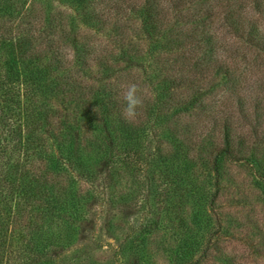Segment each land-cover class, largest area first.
<instances>
[{
	"label": "trees",
	"instance_id": "trees-1",
	"mask_svg": "<svg viewBox=\"0 0 264 264\" xmlns=\"http://www.w3.org/2000/svg\"><path fill=\"white\" fill-rule=\"evenodd\" d=\"M61 1L80 24L0 0V264H148L168 220L171 264H235L216 248L232 222L264 256L259 224L223 223L204 189L246 161L264 195V0ZM130 82L134 123L113 99Z\"/></svg>",
	"mask_w": 264,
	"mask_h": 264
},
{
	"label": "rangeland",
	"instance_id": "rangeland-1",
	"mask_svg": "<svg viewBox=\"0 0 264 264\" xmlns=\"http://www.w3.org/2000/svg\"><path fill=\"white\" fill-rule=\"evenodd\" d=\"M36 1V0H35ZM40 1V0H38ZM53 6H59L61 9H67L68 13L72 15L75 22L80 24L77 10L68 8L61 0H51ZM92 30L83 31V33L90 38L92 37ZM98 43L102 40L97 36L92 37ZM218 95H223L224 90L218 91ZM264 106V102L262 103ZM264 116V113L262 114ZM260 136L262 135L259 130ZM221 174L219 178V192L216 197L211 196L213 186L210 181L204 183V189L207 194V199L213 198V205L215 211H218L224 218L223 223H227L229 219L237 216L243 219V222L253 220L259 224L262 240L264 241V195L261 188L256 183V175H253V168L249 162L246 161H229L223 162L221 167ZM158 173H156L157 175ZM200 182L203 180L201 176ZM215 198V199H214ZM188 207H186L187 209ZM187 219L191 216V211L186 210ZM190 220V219H189ZM170 220L166 221L167 228L160 230L157 234L152 236L154 238L150 242L148 264H171V258L168 250L175 245L179 239L177 231L171 228ZM241 229H243L241 231ZM247 227L242 228L236 222L231 223V230L233 235L222 236L216 242L217 250L223 253H228L229 256L234 257L235 264H264V256L257 255L253 252V247L248 243V238L243 237L244 231ZM208 230H205L203 235L206 236ZM116 235V234H115ZM250 236V235H249ZM252 242L254 238L251 237ZM101 247L89 251L90 259L106 261L112 253L116 251L115 239L109 235L102 236ZM107 242L113 244L111 247L107 246ZM255 246L263 247L264 243H255ZM214 245V244H213ZM212 245V246H213ZM90 260V261H91ZM115 264H122L121 260H117Z\"/></svg>",
	"mask_w": 264,
	"mask_h": 264
},
{
	"label": "clouds",
	"instance_id": "clouds-1",
	"mask_svg": "<svg viewBox=\"0 0 264 264\" xmlns=\"http://www.w3.org/2000/svg\"><path fill=\"white\" fill-rule=\"evenodd\" d=\"M113 99L121 104V116L127 123H134L141 115L145 103V93L138 84H121Z\"/></svg>",
	"mask_w": 264,
	"mask_h": 264
}]
</instances>
